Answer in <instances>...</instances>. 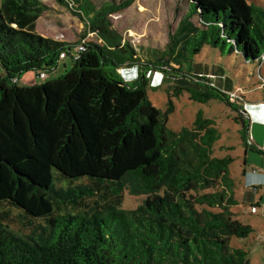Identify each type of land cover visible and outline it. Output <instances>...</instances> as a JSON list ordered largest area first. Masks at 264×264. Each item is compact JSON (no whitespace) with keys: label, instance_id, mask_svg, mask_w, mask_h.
<instances>
[{"label":"trees","instance_id":"obj_1","mask_svg":"<svg viewBox=\"0 0 264 264\" xmlns=\"http://www.w3.org/2000/svg\"><path fill=\"white\" fill-rule=\"evenodd\" d=\"M57 1L75 3L98 40L65 75L20 86L23 73H47L71 47L36 31L44 0H0V264H250L248 251L231 245L254 228L232 210L233 158L214 156L211 121L168 130L146 79L129 86L107 68L150 64L109 18L133 0ZM254 13L247 0H190L167 48L153 49L167 62L160 68L180 74L194 40L192 54L230 43L262 66L264 25ZM171 62L179 68L163 69ZM194 80L208 87L199 98H226L210 76ZM129 177L135 184L126 187ZM128 193L146 198L126 209Z\"/></svg>","mask_w":264,"mask_h":264},{"label":"rangeland","instance_id":"obj_2","mask_svg":"<svg viewBox=\"0 0 264 264\" xmlns=\"http://www.w3.org/2000/svg\"><path fill=\"white\" fill-rule=\"evenodd\" d=\"M44 2L48 9L38 19L36 31L42 36L68 42L71 47L67 58L59 60L58 69L51 68L47 72L49 76L46 79L54 80L76 66L77 44L81 40L87 43L98 38L91 30L86 31V21L83 20V15H78L79 9L75 3L72 9L57 0H44ZM247 2L255 8L256 22L263 26L264 15L261 10L264 9V0H247ZM189 6L190 0H133L124 11L110 15L112 27L123 36L126 45L133 46L136 52L150 64L123 66L119 73L112 63H109L107 68L121 82L129 86H136L141 79H146L148 98L162 111L168 130L179 132L183 128H190L198 118L211 121L210 126L215 129L213 137H217L213 144L214 156L233 158L229 169L235 181V193L239 195V203L233 206L232 210L237 213L238 219L254 228L246 239L234 237L231 245L248 251L250 264H264V214L257 210L252 212L251 206L255 204L244 200L246 190L240 186L246 166V150L250 154H258V151L244 142L243 123L238 118L242 109L235 106L238 102H264V62L262 66L260 62H246L240 54L230 51V43L218 44L216 47L205 45L199 53L192 54L197 42L194 40L188 45L189 54L182 59L180 74L163 71L160 65L167 62L159 60V54L154 53L153 49L167 48L170 35L176 32ZM170 66L174 69L179 68L171 62L167 67L163 66V69L169 70ZM0 68L1 72L4 71L1 64ZM40 73L41 71L35 70L26 71L23 74L27 75L24 78L20 77L17 84L28 86L32 83H41L46 79H43ZM27 76L33 77V81L27 82L25 79ZM197 76L207 78L210 76L217 84L216 89L228 92L225 94L226 98L212 97L207 100L203 97L199 98V93L207 90L208 87L196 82L194 77ZM225 87L229 89L222 90ZM229 92L235 93L236 98L233 99ZM238 96H242L243 100L237 99ZM244 105L246 106L247 103ZM133 184L135 180L132 177L126 179V187ZM145 198L146 195L128 193L123 207L135 208Z\"/></svg>","mask_w":264,"mask_h":264},{"label":"crops","instance_id":"obj_3","mask_svg":"<svg viewBox=\"0 0 264 264\" xmlns=\"http://www.w3.org/2000/svg\"><path fill=\"white\" fill-rule=\"evenodd\" d=\"M55 69H58V65ZM1 70L0 68V78H3L5 72H1ZM26 75L27 74H22L21 78H24ZM20 79L18 78L16 81L18 82ZM25 79L27 82L33 81V77L31 76H27ZM33 84L36 83H32V85ZM228 89V87H225V89L222 90ZM235 106L242 109L241 113L247 122L245 135L248 145L258 151V154H250L248 150H246V166L243 171L240 186H243L246 190L244 200L251 203L253 202L255 205L251 207H258L256 210L264 214V102H247L246 106L244 103L240 105L236 104ZM243 107L246 109L244 108V110ZM230 174L232 176L231 171ZM236 196L238 198L239 195L236 194Z\"/></svg>","mask_w":264,"mask_h":264},{"label":"built area","instance_id":"obj_4","mask_svg":"<svg viewBox=\"0 0 264 264\" xmlns=\"http://www.w3.org/2000/svg\"><path fill=\"white\" fill-rule=\"evenodd\" d=\"M87 43L85 42V41H82L81 43H79L78 44V51H81V50H85V48H86V45ZM67 51L66 50H63L60 54H59V60H61V59H64V58H66L67 57ZM40 76L43 78V79H46L47 77H48V74L45 72V71H43V72H41L40 73ZM235 93H233V92H229V95H231V97L233 98V99H235L236 98V96L234 95ZM238 98H242V96H238L237 97V99ZM256 211V207H252V212H255Z\"/></svg>","mask_w":264,"mask_h":264}]
</instances>
